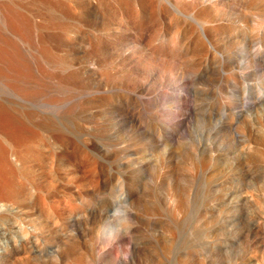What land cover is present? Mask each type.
<instances>
[{
    "label": "rangeland",
    "instance_id": "rangeland-1",
    "mask_svg": "<svg viewBox=\"0 0 264 264\" xmlns=\"http://www.w3.org/2000/svg\"><path fill=\"white\" fill-rule=\"evenodd\" d=\"M42 1L0 0V101L69 132L32 122L41 134L15 132V146L36 151L10 159L17 174L0 198V264L33 258L32 230L37 264H68L67 248L98 264L96 252L121 257L133 245L145 247L144 260L156 251L157 264H264V50L250 61L245 99L240 79L233 99L224 72L209 82L202 65L186 90L179 76L140 66L90 75L74 65L85 46L74 29L59 41L49 29L46 48L33 38L44 18L67 23ZM140 35L125 52H144ZM248 36L263 39L261 23Z\"/></svg>",
    "mask_w": 264,
    "mask_h": 264
},
{
    "label": "bare ground",
    "instance_id": "bare-ground-1",
    "mask_svg": "<svg viewBox=\"0 0 264 264\" xmlns=\"http://www.w3.org/2000/svg\"><path fill=\"white\" fill-rule=\"evenodd\" d=\"M42 2L65 17L67 23L62 24L44 18L41 26L37 25L36 29L29 25L30 29H33L31 32L33 38L44 44L41 46L46 48L45 45L50 42L49 29L58 30V41L60 34L65 38L66 33L73 32L74 29L76 38L85 45L74 65L77 64L90 75L101 77L102 72L99 67L132 69L140 66L146 67V70L156 69L161 75L179 76L186 90L188 77L196 66L202 65L205 67L203 78L209 82L218 81L221 72H224L225 80L231 86L230 95L233 99L239 96L236 82L240 79L243 99H245L250 91V61L256 53L264 50V0H43ZM255 21L262 25L263 39H258L257 42L248 36V28L255 25ZM133 31L141 34L137 37L139 43L142 44L144 41L142 46L144 52L139 55L124 51L125 41H129ZM262 58L264 59V55ZM91 100L100 102L98 99ZM93 102L89 104H94ZM92 117L96 119L94 115ZM30 122L41 128V131L56 129L61 133L69 132L52 125L45 126V119L36 113L7 108L5 103L0 101V198L9 193L8 184L11 183L9 181L17 174L10 159L15 156L18 160H25L36 151L35 145L22 143L15 146L13 143L14 137H18L15 132L41 134L40 130H30L28 127ZM78 131L72 132L75 138L82 137ZM12 145L15 148V155L11 153ZM86 145L90 146L89 142ZM168 194L171 197L175 196L171 189ZM180 203H182L181 198L178 199V205ZM177 208L179 210L182 207ZM104 228L105 225L102 224L98 231L102 232ZM8 232L16 233L18 228L11 224ZM27 237L34 247L33 258H26L23 264H37V252L40 248L39 231H30ZM143 248L145 247L133 245L132 251L122 250L121 257L115 251L96 252L95 255L98 264H157L156 251L149 248V258L144 260ZM64 256L68 264H93L84 251L72 252L67 248Z\"/></svg>",
    "mask_w": 264,
    "mask_h": 264
}]
</instances>
